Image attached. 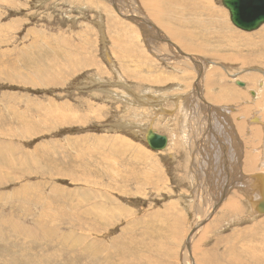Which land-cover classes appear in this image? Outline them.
Here are the masks:
<instances>
[{
  "label": "rangeland",
  "instance_id": "374dc122",
  "mask_svg": "<svg viewBox=\"0 0 264 264\" xmlns=\"http://www.w3.org/2000/svg\"><path fill=\"white\" fill-rule=\"evenodd\" d=\"M148 1L0 0V264H256V255H264V214H250V193L237 181L264 172L263 141L254 143L252 133V126L260 128L263 139V124L243 119L238 131L237 121L231 125L218 114V134V110L208 107L209 123L204 111L195 117L191 99L197 100L204 75L197 65L206 74L217 67L216 80L204 81L203 94L238 89L240 97L208 99L239 109L237 120L247 108L244 113L264 122V104L258 105L264 102V35L248 47L229 43L235 56L248 57L245 64L231 62V52L218 46L184 56L171 45L183 51L185 46L158 21L180 33L181 21L192 18L182 9L191 0H152L146 6ZM212 2L238 31L252 34L264 27L238 28L222 0ZM159 9L158 20L152 14ZM147 17L163 32L156 42L148 39ZM195 18L208 24L210 16L198 11ZM214 41L227 43L224 36ZM188 97L194 112L184 104ZM149 129L168 136L165 148H151ZM228 130L234 152H240L234 153L235 171L224 165L228 189L213 196L207 152H221ZM205 133L217 143L202 145ZM199 142L205 153L196 152Z\"/></svg>",
  "mask_w": 264,
  "mask_h": 264
},
{
  "label": "bare ground",
  "instance_id": "6f19581e",
  "mask_svg": "<svg viewBox=\"0 0 264 264\" xmlns=\"http://www.w3.org/2000/svg\"><path fill=\"white\" fill-rule=\"evenodd\" d=\"M98 1V0H97ZM109 1V0H108ZM122 1V0H121ZM145 1V0H144ZM152 0H149L147 3H146V6H150V3H152L151 2ZM155 1V0H154ZM162 2H164V3H167V2H169V1H172V0H167V1H165V0H161ZM180 1H182V2H185L186 0H180ZM121 3V2H120ZM94 4H95V2H94ZM118 4V3H117ZM216 3L215 2H212V0H206V4H205V2H202V0H191V5L190 4H187L186 5V7H183L182 9L184 10V9H186V11L188 12L187 14H190V16H192V18L191 19H189V21L190 22H185L184 23V21L185 20H182L181 21V26H179V28H182V31H180V33H178V32H176L177 31V29H173L172 27H170L169 26V23L167 22H163V21H161V20H159V16L160 15H163V10L162 9H159L160 11L159 12H156L155 14H156V16L154 15V14H152V16H154V17H156V18H158V22L162 25V26H165V27H167V28H170V30L169 31H171V34H173V36L175 37V40L177 39V40H180L181 41V43L185 46V49H187L186 51H183L184 50V48H183V50L181 49V47L179 46L180 44H172L171 46H173V48L175 49H177L178 51H180L184 56L186 55H188V53H190V54H192L190 51H198V52H204V50H206V49H212L213 47H216V46H218V47H220V50H228V51H230L231 52V55H230V58H229V60L231 61V62H236V63H240V60L241 61H243V63L245 64V62H247L248 61V57H244V56H242V53L241 54H238L237 56H235L234 54L236 53L235 51H234V49H236V48H234V47H232V46H230V44L229 43H234V44H237V45H242V46H246V47H248V45H251V44H254L256 41H257V39H259L260 37H262L263 35H264V27L262 28V29H260L259 31H257V32H255V33H252V34H250V33H244V32H241V31H238V30H236V29H234L233 27H231V25L228 23V21L224 18V14L221 12V10H220V8H218V7H215L216 5H215ZM122 5V4H121ZM129 5V4H128ZM128 7V6H127ZM227 8V7H226ZM120 9H122V8H120ZM129 9V8H128ZM156 9V8H155ZM228 9V8H227ZM150 10H152V6L150 7ZM162 10V11H161ZM113 11V10H112ZM139 11V10H138ZM185 11V10H184ZM189 11H191L192 12V14L189 12ZM198 11H199V14H207V15H209L210 16V18H208L207 20H208V24H206V23H203V22H201V21H199L198 19L200 18V15H199V18H195V15L196 16H198ZM123 14V13H122ZM127 15V14H126ZM124 16V15H123ZM129 16V15H128ZM131 16V15H130ZM184 17V16H183ZM134 18H132V20H133ZM153 19H155V18H153ZM178 19H180V18H178ZM205 19V18H204ZM228 19V18H227ZM187 20V19H186ZM136 21V20H135ZM134 21V22H135ZM171 21H174V20H171ZM171 21H169V22H171ZM178 21H180V20H178ZM177 21V22H178ZM205 21V20H204ZM142 22V21H141ZM144 24L146 25V28H147V30H148V32L149 33H151V38H148V39H150V40H153L154 42H156V41H158L159 39H158V37H163L164 35H163V32L161 31V29L159 28V26L160 25H157L156 24V22H154V21H152V20H150L148 17H147V19H146V21L144 20ZM157 22V23H158ZM206 22V21H205ZM230 22V21H229ZM104 23V22H103ZM136 24V23H135ZM140 24V23H139ZM66 25V24H65ZM142 25V24H141ZM172 25V24H171ZM177 25V24H176ZM264 24H262L261 26H263ZM184 26H186V27H193V28H197L199 31H200V34L198 35V30H195V31H192V32H188V31H185L184 30ZM260 26V27H261ZM154 28V29H153ZM72 29V28H71ZM146 30V31H147ZM175 30V31H174ZM192 30V29H191ZM179 31V30H178ZM197 31V32H196ZM253 31V30H252ZM167 32H168V30H167ZM144 33V32H143ZM146 33V32H145ZM193 35V38H194V40L192 39V38H190V36L189 35ZM198 36H200V38L201 39H203V41H201V40H199V38H198ZM215 36H218L220 39H222V36H224V38H225V40L227 41V43L225 42V41H222V43L221 44H219V43H217V42H215L214 41V38H215ZM165 39H166V37H165ZM171 39V38H170ZM161 40V39H160ZM59 41V40H58ZM168 42V41H167ZM176 42V41H175ZM179 42V41H178ZM263 42H264V40H263ZM161 43V42H160ZM67 44H69V43H67ZM150 44H151V42H150ZM155 44V43H154ZM157 44V43H156ZM158 44H159V42H158ZM162 45V44H161ZM170 45V44H169ZM167 46V45H166ZM165 46V47H166ZM152 48V47H151ZM154 49V48H153ZM156 49V48H155ZM171 49V48H170ZM173 49V50H174ZM162 50H164V48L162 49ZM215 50V49H214ZM216 50H218V49H216ZM214 51V52H217V51ZM156 51V50H155ZM165 51V50H164ZM187 51H189L188 53H186ZM69 52V51H68ZM67 52V53H68ZM159 52V51H158ZM170 53V52H169ZM169 53H166L167 54V56L169 55ZM194 53V52H193ZM148 54H149V52H148ZM147 54V55H148ZM171 54H173V53H171ZM170 54V55H171ZM175 54H176V51H175V53H174V57H175ZM197 55H199L198 53H196ZM69 55V54H68ZM160 55H161V53H160ZM202 55H203V53H202ZM201 55V56H202ZM214 55H215V58H217L216 57V55L217 54H215L214 53ZM225 55V54H224ZM223 55V56H224ZM64 56V55H63ZM65 56H67V55H65ZM226 56V55H225ZM224 56V57H225ZM238 56H240L239 58H237ZM110 57V56H109ZM153 57V56H152ZM180 57V56H179ZM226 57H228V56H226ZM242 57V59H240ZM108 58V57H107ZM162 58H164V57H162ZM178 58V57H177ZM192 58V57H191ZM110 58H108V60H109ZM179 59H181V58H179ZM178 59V60H179ZM183 59V58H182ZM228 59V58H227ZM227 59L225 60V61H227ZM263 59V61H262V63H264V57L262 58ZM187 60V59H186ZM185 60V61H186ZM190 60V59H189ZM223 60V59H222ZM233 60H235V61H233ZM182 61V60H181ZM71 62H74V61H71ZM75 62H77V61H75ZM201 64H204L203 62H200ZM209 64V63H208ZM77 65V64H76ZM79 65V64H78ZM73 66H75V65H73ZM121 66H123L122 64H121ZM198 67H197V69L199 70V71H201V70H203V73H204V75L201 77V80H200V85H201V90H197V92H196V98H197V100L196 99H193V98H191V97H188L187 99H185L184 100V104L186 105V106H188V108L190 109V110H193V108L192 107H195V117H199L200 115H198V110H199V112L200 111H204L205 112V114H206V118H207V120H208V122L210 123L211 121H212V119H213V115H212V111L210 110V108L211 109H216V110H218V113L215 115V118H216V123H215V126H216V128H217V130L216 131H218L217 133L219 134V132L221 131V124H222V122H219L218 121V119H219V115L218 114H220V116L222 115V117H227V119H228V121L231 123V125H234V120L235 121H237V124L235 123V126H237V128H238V131L240 130V131H242V126L244 125V122H243V119H245V120H247V121H251V122H253V123H261V124H263V129H264V122L261 120V118L259 117V115L258 114H256V113H254L253 114V112L248 116V114L247 113H244V112H246L248 109L247 108H245V109H241V110H245L244 112H242L241 114V118H238V120H237V117H236V115H237V112H238V110L239 109H237V108H235V107H233V105L231 106V107H218V105L216 106V105H214L209 99H208V97L210 98V99H214L215 98V100H216V102H222L223 100L224 101H226V99H225V97L224 96H227L228 98H230V97H233V96H236V97H240V95L242 94V92L240 91V90H238V89H225V87L223 88V87H220V86H218V87H220V88H222V89H224V92H222V91H220V90H218V95H220V96H217V97H213V96H211L209 93L207 94L208 95V97L205 95V94H203V83H204V81L205 82H209V81H211V83H214L213 81H215L216 79H215V75H216V68H211V70H210V72H209V74H206L205 73V71H204V69H206V67H204L203 65H201L200 66V64L199 65H197ZM217 66V65H216ZM192 67V66H191ZM221 68V67H220ZM232 68H234V67H232ZM170 69V68H169ZM207 69H209V67L207 68ZM224 69V68H223ZM237 69H240L238 66H236L233 70H237ZM250 69V68H249ZM123 70V69H122ZM127 70V69H126ZM225 70L227 71V72H230L229 71V69L227 68V66H226V68H225ZM129 71V70H128ZM134 71V70H133ZM256 71H261L262 72V70H260L259 68H257V70ZM125 72V71H124ZM191 72V71H190ZM219 72V71H218ZM236 72H238V71H236ZM240 72V71H239ZM260 72V73H261ZM120 73V72H119ZM240 73H242V72H240ZM248 73H250V72H248ZM138 74V73H137ZM220 74V73H219ZM257 74H259V72H257ZM256 74V75H257ZM263 74V73H262ZM120 75V74H119ZM236 76H234V78H235V82H237L238 83V81L239 80H242V78H238V76L237 75H239L238 73H236L235 74ZM246 76H247V74H245ZM245 75H243V76H245ZM178 76V75H177ZM182 76V75H181ZM242 76V75H241ZM242 76V77H243ZM254 76L255 75H251V77H250V79H253L254 78ZM44 76L42 75V78H43ZM248 77H249V75H248ZM178 78V77H177ZM213 78V79H212ZM246 78V77H245ZM256 78V77H255ZM40 79H41V77H40ZM152 79V78H151ZM198 79V78H197ZM206 79V80H205ZM220 79H222V78H220ZM228 79V78H227ZM33 81V80H32ZM35 81H37V80H35ZM39 81V80H38ZM258 81V80H257ZM40 82H42V81H40ZM44 82V81H43ZM242 82V81H241ZM241 82H239V84H242ZM34 83V82H33ZM263 83V84H262ZM37 84V83H36ZM260 84L264 87V82H260ZM199 85V86H200ZM45 86H46V84H45ZM157 87H159L158 85H157ZM193 87V86H192ZM121 88V87H120ZM150 88V87H149ZM163 88V87H162ZM198 88V87H197ZM159 90H160V88H159ZM235 90V91H234ZM109 92L111 91V90H108ZM161 91V90H160ZM244 91H246V90H244ZM251 93H252V95H256V94H258L256 91L254 92V90H249ZM153 92V91H152ZM189 92V91H188ZM191 92H192V90H191ZM246 93H249V92H246ZM262 93V95H264V88L260 91V94ZM135 94V93H134ZM158 94H160V93H158ZM183 94V93H182ZM236 94H239V95H236ZM259 94V95H260ZM135 96V95H134ZM223 97H224V99H223ZM192 99V101L194 102V105L192 104V103H190V101H191V99ZM260 98V97H259ZM223 99V100H222ZM131 100V99H130ZM148 100V99H147ZM236 100H238V98L236 99ZM151 101V100H150ZM240 101V100H239ZM227 103V102H226ZM261 104V106L264 104V102L261 100V101H258V105H260ZM191 105H193L191 108H190V106ZM222 105V104H221ZM226 105V104H225ZM247 105H250V104H247ZM207 106V107H206ZM152 107V106H151ZM203 107H204V109H203ZM208 107H210V108H208ZM156 109V108H155ZM184 109V108H183ZM263 109V108H262ZM19 111V110H18ZM17 111V112H18ZM52 111V110H51ZM211 111V112H210ZM261 111L262 110H260V112H258V113H261ZM184 112H186L185 110H184ZM193 112H194V110H193ZM217 112V111H216ZM233 112H236V113H233ZM251 112V111H250ZM187 113H189L188 111H187ZM186 113V114H187ZM192 114V113H191ZM191 114H189V115H191ZM253 114V115H252ZM188 115V114H187ZM192 115H194V113L192 114ZM233 115H234V117H233ZM244 115V116H243ZM49 116V115H48ZM262 116H264V114L262 115ZM169 117V116H168ZM192 118V117H191ZM190 118V119H191ZM242 119V120H241ZM171 120V119H170ZM187 120V119H186ZM186 120H185V122H186ZM206 120V119H205ZM226 121V120H225ZM193 122V121H192ZM187 123V122H186ZM212 123V122H211ZM229 123V124H230ZM29 124V123H28ZM199 125V124H198ZM209 125V124H208ZM212 125V124H211ZM225 126H226V124H224ZM228 125V124H227ZM202 126V125H201ZM224 126V128H223V131H222V133H224V131L225 130H227L226 129V127ZM186 127V126H185ZM184 127V125H183V128H185ZM202 127H204V126H202ZM253 127V130H252V133H253V137H254V143H255V141H260V140H262L263 142V144H262V147L260 148L261 149V151H262V153H264V135H263V139H262V135L260 136V133H261V130H260V128H258V127H254V126H252ZM251 127V128H252ZM212 128V127H211ZM250 128V129H251ZM205 129H206V127H205ZM204 129V130H205ZM213 129H214V125H213ZM150 130V129H149ZM149 130L146 132V136L148 135V132H149ZM154 130V129H153ZM199 130V129H198ZM197 130V131H198ZM248 130V129H247ZM156 131V130H155ZM200 131V130H199ZM206 131V130H205ZM201 132H202V130H201ZM214 132H215V129H214ZM232 132V131H231ZM237 132V131H236ZM204 133V132H203ZM210 133V132H209ZM217 133H215L216 135H217ZM226 133V132H225ZM227 133L228 134H226L227 135V139L222 143V145L225 147V149H224V147H222V145H221V147H222V149H221V152L220 153H218V152H213V151H206L207 153H211V156H210V160H211V169H212V173L210 174V182L212 183V187H213V196H215V195H217V194H222L223 195V192H226V189H228V185H229V175H228V173L226 172V168L224 167V165H226V167H228L229 166V171H231V165H232V169H234V171H235V168H236V161L234 160V157L236 156H234V153H237V156H238V153L240 152H234L235 150H236V147H235V143H234V137L232 136V133H230V131L228 130L227 131ZM244 133V132H243ZM242 133V134H243ZM245 133H247V132H245ZM249 133V132H248ZM251 133V132H250ZM208 133H205L204 135H203V137H205V142H203L202 141V145H205L206 147L209 145V143L210 142H212V144L213 145H215L217 142L213 139V138H211V136L210 135H207ZM237 134V133H236ZM184 135V134H183ZM213 135V134H212ZM225 135V134H224ZM232 136V137H231ZM213 137H214V135H213ZM223 137V136H222ZM218 138V141H220L221 139L219 138V137H217ZM238 138V137H237ZM120 139V138H119ZM146 139V138H145ZM204 139V138H203ZM220 139V140H219ZM245 139H246V135H245ZM251 139V138H250ZM241 140V139H240ZM189 141V140H188ZM237 141V140H236ZM250 141V140H249ZM248 141V142H249ZM122 143V142H121ZM168 143H169V139H168ZM167 143V144H168ZM238 143V142H237ZM194 144V143H193ZM200 144V142H199V144H197V149H196V152L197 153H205V152H203V150H202V145ZM240 144V143H239ZM243 143H241V145H242ZM123 145V144H122ZM252 145L253 146H255V144H253L252 143ZM187 146V145H186ZM195 146V145H194ZM253 146H251V147H253ZM216 147V146H215ZM220 147V148H221ZM245 148H246V146H244ZM250 147V146H249ZM242 148V147H241ZM192 149H195V147H193ZM219 149V148H218ZM223 149H224V153L226 154V159H227V161L226 162H224L223 161V154L224 153H222V151H223ZM255 149V148H254ZM159 150H161V149H159ZM220 150V149H219ZM242 150H244L243 148H242ZM253 151V153H254V150H252ZM256 151H257V148H256ZM242 152V151H241ZM242 154H243V152H242ZM252 155V154H251ZM204 156V155H203ZM230 156V157H229ZM260 156V155H259ZM192 157V156H191ZM218 159V164H217V159ZM256 157H257V155H256ZM190 158V157H189ZM239 158V157H238ZM191 159V158H190ZM197 159V158H196ZM195 159V160H196ZM107 160V159H106ZM104 161H105V159H104ZM192 161V160H191ZM207 161V160H206ZM230 161H231V164H230ZM252 161V160H251ZM250 161V162H251ZM195 162V161H194ZM206 164V163H205ZM239 164V163H238ZM241 164H243L242 162H241ZM249 164V163H248ZM262 165V164H261ZM152 166V165H151ZM150 166V167H151ZM205 166V165H204ZM245 166H246V164H245ZM255 166V165H254ZM259 166V165H258ZM149 167V168H150ZM153 167V166H152ZM151 167V168H152ZM197 167H199V169H200V167H201V164L200 165H198ZM198 170V169H197ZM239 170V169H238ZM202 171V170H201ZM194 172V171H193ZM239 172V171H238ZM240 172H241V169H240ZM239 172V173H240ZM255 172V171H254ZM239 173H238V175H239ZM247 173V172H246ZM258 173H260V172H258ZM257 173V174H258ZM263 173V175L261 176V175H256V174H253V175H250V176H239V178L237 179V181H238V185H239V187L240 188H242L243 189V191L244 192H247L248 194H249V201H248V203L250 202V204H249V207H251L250 208V214L252 215V213L254 214V216L255 215H263V214H261V213H259L258 211H257V209H256V207H257V205H258V202L260 201V199H262V189L264 188V172H262ZM146 174V173H145ZM189 174H190V172H189ZM192 174V173H191ZM198 174V173H197ZM204 174V173H203ZM234 174V173H233ZM236 174V173H235ZM149 175V173L146 175V176H148ZM196 175V174H195ZM145 176V175H144ZM197 176V175H196ZM231 176V175H230ZM234 176V175H233ZM252 176H253V178H252ZM157 177V176H156ZM235 177V176H234ZM233 177V178H234ZM238 177V176H237ZM147 178V177H146ZM145 179V178H144ZM203 179V178H202ZM137 180V179H136ZM205 180V179H204ZM236 180V179H235ZM148 181V180H147ZM196 181V180H195ZM233 181V180H232ZM138 182H139V180H138ZM236 182V181H235ZM234 182V183H235ZM137 183V182H136ZM203 183H204V181H203ZM201 184V183H200ZM235 185V184H234ZM233 186V185H232ZM198 187H199V185H198ZM201 187V186H200ZM234 187V186H233ZM139 188V187H138ZM195 187H193V189H194ZM202 188V187H201ZM137 189V188H136ZM198 189V188H197ZM235 189V188H234ZM238 189V188H237ZM139 190V189H138ZM195 190V189H194ZM231 190V189H230ZM233 190V189H232ZM197 191V190H196ZM202 191V190H201ZM232 192V191H231ZM198 193V192H197ZM189 194V193H188ZM202 194V193H201ZM206 194V193H205ZM209 194V193H208ZM227 194V193H226ZM233 194V193H232ZM231 194V195H232ZM201 196V195H200ZM209 197V196H208ZM220 197V196H219ZM244 197V196H243ZM195 198V197H194ZM197 198V197H196ZM223 198V197H222ZM96 199V198H95ZM110 199V198H109ZM190 199V198H189ZM248 199V198H247ZM246 199V200H247ZM191 200V199H190ZM189 200V201H190ZM201 200V199H200ZM214 200V199H213ZM192 201H195V200H192ZM199 201V200H198ZM202 201V200H201ZM205 201V200H204ZM212 201V200H211ZM224 201V200H223ZM191 202V201H190ZM247 202V201H246ZM192 203V202H191ZM199 203L201 204V202L199 201ZM199 203H197V204H199ZM240 203V202H239ZM116 204H119V203H117L116 202ZM196 204V203H195ZM194 205V204H193ZM221 205V204H220ZM242 205V204H241ZM240 205V206H241ZM98 206V205H97ZM238 206V205H237ZM198 207V206H197ZM204 207V206H203ZM119 208V207H118ZM170 208V207H169ZM181 208V207H180ZM204 208H206V207H204ZM96 209V208H95ZM171 209V208H170ZM179 209V208H178ZM196 209H198V208H195L194 210H196ZM200 209H201V207H200ZM228 209V208H227ZM110 210V209H109ZM212 210V209H211ZM218 210V209H217ZM230 210V209H229ZM239 210H241V209H239ZM192 211V210H191ZM177 212V211H176ZM208 212V211H207ZM206 212V213H207ZM213 212H214V210H213ZM172 213V212H171ZM173 213H174V211H173ZM205 213V212H204ZM104 214H107V213H104ZM176 214V213H175ZM180 215V214H179ZM181 216V215H180ZM202 216V215H201ZM209 216H210V214H209ZM222 216V215H221ZM121 217V216H120ZM123 217V216H122ZM164 217V216H163ZM165 218H167V217H165ZM259 218V217H258ZM208 219V218H207ZM210 219V218H209ZM214 219V218H213ZM206 220V219H205ZM192 226V225H191ZM203 229V228H202ZM198 230V229H197ZM175 231V230H174ZM194 232V231H193ZM175 233H176V231H175ZM171 234V233H170ZM185 235V234H184ZM176 236V235H175ZM190 238V237H189ZM191 239V238H190ZM173 240V239H172ZM177 242V241H176ZM175 242V243H176ZM186 243H187V241H186ZM189 247V246H188ZM150 248V247H149ZM160 248H162V247H159V250H160ZM181 248V247H180ZM163 249V248H162ZM189 249H190V247H189ZM165 251V250H164ZM97 252V251H96ZM99 252V251H98ZM156 253H157V251H155ZM160 252V251H159ZM194 252V251H193ZM164 253V252H163ZM187 253V252H186ZM134 254V253H133ZM189 254V253H188ZM161 255V254H160ZM165 255H166V253H165ZM260 255V254H259ZM143 256V255H142ZM180 256V255H179ZM191 257V256H190ZM199 257V256H198ZM87 258V257H86ZM253 258V257H252ZM152 259V258H151ZM150 259V260H151ZM183 259H184V257H183ZM186 259V258H185ZM189 259V258H188ZM86 260V259H85ZM236 260V259H235ZM120 261V260H119ZM124 261V260H123ZM138 261V260H137ZM149 261V260H148ZM233 261V260H232ZM191 262V261H190ZM264 263V255L263 256H261V257H258V255H256V260L254 261V263H256V264H263ZM233 262H231V264H232ZM211 264V263H210Z\"/></svg>",
  "mask_w": 264,
  "mask_h": 264
},
{
  "label": "water",
  "instance_id": "95a60500",
  "mask_svg": "<svg viewBox=\"0 0 264 264\" xmlns=\"http://www.w3.org/2000/svg\"><path fill=\"white\" fill-rule=\"evenodd\" d=\"M223 5L228 8L232 23L246 31L258 29L264 24V0H222ZM147 143L153 149H163L168 143V136L150 129L146 136ZM256 175H263L258 173ZM257 211L264 214V188L262 199L258 202Z\"/></svg>",
  "mask_w": 264,
  "mask_h": 264
}]
</instances>
